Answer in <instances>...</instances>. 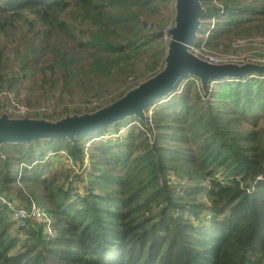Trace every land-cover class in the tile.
I'll list each match as a JSON object with an SVG mask.
<instances>
[{"label":"trees","instance_id":"16d2710c","mask_svg":"<svg viewBox=\"0 0 264 264\" xmlns=\"http://www.w3.org/2000/svg\"><path fill=\"white\" fill-rule=\"evenodd\" d=\"M172 1L0 0V81L13 43L22 72L50 48L42 73L60 88L56 102L102 81L127 82L134 59L161 40L162 23L147 25ZM219 2L222 14L202 0L205 17L217 16L211 47L264 34V0ZM165 56L162 46L153 70ZM146 112V122L133 116L90 138L0 147V264H262L264 74L211 81L207 90L190 77L156 104L152 125ZM131 121L142 128L110 137ZM63 151L81 168L88 156V166L54 169L50 157ZM16 199L42 206L54 235L43 223L19 227L7 204Z\"/></svg>","mask_w":264,"mask_h":264},{"label":"water","instance_id":"95a60500","mask_svg":"<svg viewBox=\"0 0 264 264\" xmlns=\"http://www.w3.org/2000/svg\"><path fill=\"white\" fill-rule=\"evenodd\" d=\"M174 26L170 30L164 68L97 110L67 114L56 120L48 118L11 117L0 115V147L8 143H32L42 139L77 136L97 132L111 125L137 117L147 120L146 110L160 100L179 92L195 77L204 90L211 81L243 79L250 74H264V65L255 63L212 64L189 50L199 35L206 9L202 0H174ZM1 155V151H0Z\"/></svg>","mask_w":264,"mask_h":264},{"label":"rangeland","instance_id":"374dc122","mask_svg":"<svg viewBox=\"0 0 264 264\" xmlns=\"http://www.w3.org/2000/svg\"><path fill=\"white\" fill-rule=\"evenodd\" d=\"M173 4L174 1H172V3L168 5V7H164L161 10V12H159L157 16L150 22H155L157 24L166 23L165 25H167L171 20H173L175 16V10ZM202 19L204 23L199 30L200 35L205 34L210 23L209 18L203 16ZM263 35L258 34V36H263ZM154 43H155L154 45L145 46L143 52L140 53L139 56L134 59L135 66L132 68L133 72L130 74L135 75L137 78H141V80L143 79L142 81H144L146 76H149L153 71V64L154 61L156 60V54L159 56V53H161L162 46L165 50V53L167 52V47L162 43L160 39L156 40ZM68 44L74 45V42L69 41ZM16 49H17L16 45H14L13 43L9 44V47L6 52V56H8V58L6 59L7 67L5 69H1L3 81H0L1 82L0 86L2 82H4V80H7L12 75L19 76L17 77L16 79L17 81L14 83V85H10L9 88L7 87L5 89L11 92L12 96L15 97L17 103H19L18 110L21 111L23 109L33 110V114L29 115L32 118H48L51 120H56L61 118V115H63L62 117H64L67 114L88 112L89 110L80 111L76 109V106L81 101H85L88 98H90L91 95L96 94L95 96H105L107 94H112L113 97L117 99L123 93L127 92L126 91L127 88L125 87L126 82L123 81L125 76H123L122 79H118V80L102 81L99 83H95L94 85H92V87L90 86L89 92H85L84 90H77L76 92L73 93L72 96H69V98H66L67 96L63 97L61 95L62 100L57 102L60 104L58 108L59 112L55 116L49 117V116L37 114L38 112H34V111H36L39 107H48V104L52 102L50 100L51 99L54 100L53 94L60 89L59 86L53 88L51 84L43 82L44 77L42 73V67L47 62H51L52 51L50 50V48H44L39 50L37 53H35L36 54L35 57H37V61L39 63L31 62L27 70L22 72V69L19 65L20 61L17 59L16 56V52H15ZM72 53H76V52L72 51ZM78 57L82 58L81 61H84L85 63L88 62L90 59L88 53H81ZM49 77H50V73H49ZM6 82L7 81H5V83ZM6 104H8L7 98L0 99V108L1 106L3 107V105ZM155 106L156 104L153 105L152 108H154ZM1 113L4 112L1 111ZM126 120H123L120 123L123 124ZM259 125L264 126V119L259 122ZM110 130L111 132H115L114 128L113 129L111 128ZM98 134L99 132H93L87 135L85 138H90L92 135H98ZM50 158H52V167L54 169H59L61 167L66 168V166L69 165V161H67L66 159L69 157L66 155V152L64 151L62 152V154L55 155ZM17 186L22 187L21 184H18ZM16 200L17 202H19L18 199ZM262 264H264V255L262 256Z\"/></svg>","mask_w":264,"mask_h":264},{"label":"built area","instance_id":"2783aa9c","mask_svg":"<svg viewBox=\"0 0 264 264\" xmlns=\"http://www.w3.org/2000/svg\"><path fill=\"white\" fill-rule=\"evenodd\" d=\"M213 2L215 5H217V7L220 8L219 14H222L224 12L222 4L219 2V0H213ZM216 20H217V16H213L211 18L210 26L207 28L205 34L204 35L199 34L197 40L189 46L190 52L212 64H224V63L244 64L250 62V63L264 65V35L263 36L257 35L247 38L236 39L231 42L228 48L227 47L225 48L223 46L211 47L209 44V38L212 30L215 28ZM165 24H162L160 26L161 27L160 29L162 31L161 41L168 48V44L171 40L170 30L174 26V18L167 25ZM158 25L159 24L157 23L150 22L147 25V31L151 32L155 30ZM164 65L165 62L164 64H160L159 66H157L149 76H146L144 81L150 78L151 76L155 75L156 73L160 72L164 68ZM142 80L141 78L131 76L126 82V86H125L127 88L126 91L139 85L141 82H143ZM212 82L216 83V81H212ZM5 88L4 89L0 88V99L7 98L8 104L3 105V107L1 106L0 114H3L1 113V111H3L4 113L9 114L11 117L12 116L16 118L30 117L29 115L33 114V110H29V109H23L22 111L18 110L19 103H17L15 97L12 96V93L7 91ZM95 95L96 94H93L87 100L78 103L76 109L80 111H86V110L94 111L116 100V98L113 97L112 94H107L105 96H95ZM50 101L52 102L49 103ZM50 101L47 102L49 103L48 107H39L34 112H38L37 114L45 115V116H55L59 112L58 108L60 104L55 102L53 99H51ZM152 106L148 108L149 111L148 123L150 125H152V120H153L152 114L154 108H152ZM135 125L142 128V123H140L139 121H131L124 128H121L118 134H113L110 137H116L121 134H124ZM148 136L152 138V133L149 132ZM90 146H91V142H87L85 144L86 153H88V149L90 148ZM68 161H69V166L73 169V172L75 173L77 172L80 173L89 164L88 156L86 157V162L82 168L80 167L79 164L73 161L71 157L68 158ZM4 201L6 202V200ZM7 204L12 209V219L16 222V224L19 227L22 228L26 227L29 221L43 223L45 224L44 227L45 232H47L49 236L54 235L53 219L47 213V211L37 202L32 201L31 205L29 206L21 204L20 202H17V200L9 201L7 202Z\"/></svg>","mask_w":264,"mask_h":264},{"label":"bare ground","instance_id":"6f19581e","mask_svg":"<svg viewBox=\"0 0 264 264\" xmlns=\"http://www.w3.org/2000/svg\"><path fill=\"white\" fill-rule=\"evenodd\" d=\"M221 80H218L217 82H220Z\"/></svg>","mask_w":264,"mask_h":264}]
</instances>
